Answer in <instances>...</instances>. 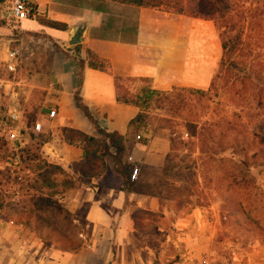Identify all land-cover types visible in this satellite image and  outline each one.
Instances as JSON below:
<instances>
[{"label":"rangeland","instance_id":"374dc122","mask_svg":"<svg viewBox=\"0 0 264 264\" xmlns=\"http://www.w3.org/2000/svg\"><path fill=\"white\" fill-rule=\"evenodd\" d=\"M53 7L72 17L89 16L95 24L90 36L112 41L131 40L139 17V8L108 0H54ZM146 9L153 17L151 30L163 25L175 31L173 56L184 67V81L193 85L160 90L168 94L167 100L152 99L147 125L132 139H121V159L138 174L132 168V148L145 129L167 137L169 144L173 140L161 173L150 179L162 201H172L182 212H201L203 231L213 235L210 264H264V0H226L227 29L240 33L241 42L235 55L223 61L213 19L175 15L166 7ZM85 20L73 25L84 36ZM2 36L4 49H16L19 59L16 93H1L0 98V218L14 212L17 203L28 205L29 191L39 190L46 179L47 173L37 178V171L21 163L19 155L22 149L40 154V140L31 127L40 119L48 94L54 55L64 53L40 31L18 27ZM81 43L68 47L81 51ZM95 63L105 66L97 58ZM115 83L120 97L137 98L148 88L143 81L124 77ZM187 90L205 95L197 100ZM12 109L19 120L10 117ZM104 161V170L113 165L107 157Z\"/></svg>","mask_w":264,"mask_h":264},{"label":"crops","instance_id":"0c3cea01","mask_svg":"<svg viewBox=\"0 0 264 264\" xmlns=\"http://www.w3.org/2000/svg\"><path fill=\"white\" fill-rule=\"evenodd\" d=\"M28 2L35 16L13 26L8 0H0V61L6 58L2 35L18 27L43 32L64 51L52 60L43 104L55 108L56 116L47 117L43 108L34 122L41 124V131H32L40 140L39 160L57 169L32 167L37 178L47 173L40 189L29 191L28 205L17 203L14 212L0 218V264H210L213 235L203 231L201 212H182L172 201H162L150 180L162 171L170 151L168 138L145 129L132 148V168H138V174L124 181L108 156L87 160L84 138L97 140L99 135L75 100L77 92L97 129L124 136L139 109L116 101L115 80H147L157 91L193 85L184 81V67L173 56L175 31L163 25L151 30L149 9L139 8L131 40L99 39L90 36L95 24L89 16L55 12L54 0ZM41 17L65 24L66 30L42 26ZM85 18L86 35L78 51L68 47V41L73 25ZM87 51L105 64L103 70L87 65ZM106 157L113 165L104 170ZM43 197L56 202L58 209L36 216L37 200Z\"/></svg>","mask_w":264,"mask_h":264},{"label":"trees","instance_id":"16d2710c","mask_svg":"<svg viewBox=\"0 0 264 264\" xmlns=\"http://www.w3.org/2000/svg\"><path fill=\"white\" fill-rule=\"evenodd\" d=\"M103 2V0H99ZM107 1V0H106ZM115 4L133 6L137 8H151L156 9L160 7H166L168 10L174 11L175 15H190L193 17L205 18V19H213L217 25L219 42L222 50V58L221 61L225 59L232 58L235 55L240 42L241 37L240 33H232L228 27V18H227V9H226V0H108ZM99 8H95L94 10H99ZM39 23L42 26L65 31L66 25L63 23H58L55 21L47 20L45 18H39ZM96 57L91 53L87 52V65L93 69L103 70L105 66L97 65L95 63ZM83 62L79 61V67H82ZM148 85L147 89L141 90V95L137 98H129L120 97L119 89L115 83L116 89V101L123 104H129L137 107L139 112L137 115L128 123L127 133L124 136H115L113 134H105L99 129H97L93 119L88 113L87 109L83 107L80 103V99L78 98V93H75V100L77 101L78 106L83 111L84 115L88 118L91 124L95 128V132L99 135L97 140L92 138H84L87 150H86V158L87 160H102L103 157L108 156L115 164V170L120 174L122 179L129 180L130 173L132 170L129 169L128 163L122 161V151L123 144L122 138L125 136H131V139L135 134L138 133L141 127L147 125V119L150 116L147 112L146 108L149 104L152 103V99L155 97L157 102L162 98V100H167L168 94L159 93L160 91L154 90L150 87V84L147 80H143ZM190 96L197 95V100L203 99L205 95L202 92L195 90H187ZM163 96V97H162ZM193 100V99H192ZM177 106V105H176ZM109 148L113 150V153L110 152ZM100 149V150H99ZM174 149V142L170 140V151L168 155ZM100 151V152H99ZM103 151V152H102ZM89 156V157H88ZM20 161L21 163L25 162L31 166V163H35L33 167L38 168L40 170H47L49 168L56 170V167L47 166L45 163L39 160L37 153L34 150L22 149L20 151ZM129 172V173H128ZM38 209L36 216H40V214H44L47 211H54V209H58L56 202L52 201L48 198H40L37 200Z\"/></svg>","mask_w":264,"mask_h":264},{"label":"built area","instance_id":"2783aa9c","mask_svg":"<svg viewBox=\"0 0 264 264\" xmlns=\"http://www.w3.org/2000/svg\"><path fill=\"white\" fill-rule=\"evenodd\" d=\"M9 3V19L12 23H18L23 20L31 19L35 16V10L28 2V0H8ZM5 61L1 62L2 73H0V98L1 93H11V96L16 93L14 91V86L17 85L16 81V68L18 65V51L16 49L7 48L5 52ZM47 110V117L53 118L56 116V110L53 107H43ZM10 117L16 121L20 119L19 113L12 109L10 112ZM33 132L41 131V124L34 123L32 126ZM137 176V169H133L130 175V179L134 180Z\"/></svg>","mask_w":264,"mask_h":264},{"label":"water","instance_id":"95a60500","mask_svg":"<svg viewBox=\"0 0 264 264\" xmlns=\"http://www.w3.org/2000/svg\"><path fill=\"white\" fill-rule=\"evenodd\" d=\"M82 33L83 29H77L74 33L72 32L69 38V45H78L80 44L83 39H82Z\"/></svg>","mask_w":264,"mask_h":264}]
</instances>
